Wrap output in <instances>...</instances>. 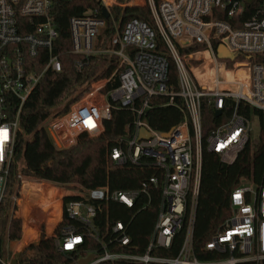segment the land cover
<instances>
[{"label":"built area","instance_id":"obj_1","mask_svg":"<svg viewBox=\"0 0 264 264\" xmlns=\"http://www.w3.org/2000/svg\"><path fill=\"white\" fill-rule=\"evenodd\" d=\"M70 1L0 0V208L8 197L23 109L49 71L62 72L54 50L59 38L56 8ZM97 1L99 7L70 17V52L117 57V67L110 75L89 81L81 97L79 91L57 103L43 127L55 148L65 150L83 136H101L113 110L128 109L134 114L129 132L122 147L113 148L109 156L117 164H145L154 173L138 190L84 189L65 195H80L82 200L65 203V196L57 200L61 193L51 200L42 195L45 182L18 172L17 191L9 196L15 202L10 226L20 221L21 234L12 239L8 232L0 264H19L29 248L48 239L66 257V264H263L264 181L258 184L243 178L233 190L230 216L203 248L212 259L196 256L193 232L204 149L232 165L264 131V64L258 61L264 55V0L242 27H234L232 21L244 13V0H147L155 28L133 18L105 43L107 21L115 22L113 9L122 6L118 0ZM158 37L168 53H157ZM214 40L233 58L219 57ZM193 44L205 49L179 53L178 47ZM171 63L177 70V91L169 84ZM73 66L81 72L84 64L75 60ZM115 81L117 86L112 88ZM154 97H166L164 105L178 107L183 115V121L168 132L157 131L148 122L146 113ZM205 101L221 115L228 102L234 104L228 120L211 129L206 139L202 134ZM241 105L249 115L241 112ZM256 122L259 135L254 140ZM23 184L36 190L31 191L34 199L26 216L19 215L20 208L15 211L26 196L21 193ZM158 191L161 203L152 237L143 253H135L130 249L132 220L103 221L99 210L103 203L114 201L139 211L152 205ZM65 216L72 222L57 231ZM184 226L177 256L155 253L170 249Z\"/></svg>","mask_w":264,"mask_h":264},{"label":"trees","instance_id":"obj_2","mask_svg":"<svg viewBox=\"0 0 264 264\" xmlns=\"http://www.w3.org/2000/svg\"><path fill=\"white\" fill-rule=\"evenodd\" d=\"M263 0H244L245 10L240 18L233 20L234 27H242L243 22L250 19L260 8ZM97 0H72L58 4L56 11V27L59 38L54 45L55 53L63 64L61 73L49 71L38 86L31 99L24 107L20 117V131L14 155V163L9 176L7 195L0 208V225L7 227L9 196L17 191L16 174L22 172L39 181L53 183L65 187L73 193L84 189L108 188L110 192L138 190L144 181L154 173L147 165L117 164L109 156L115 147H122V140L127 133V125L134 119V114L128 109H114L110 120L105 121L103 134L96 138L83 136L73 147L65 150L55 148L53 141L43 124L57 103L78 92L89 81L96 77L110 75L117 67V57L74 55L71 50L69 19L82 15L89 9L99 7ZM115 22L107 21L103 33V41L108 42L117 32L123 30L125 24L133 19H140L151 27L155 24L148 8L127 7L121 10L113 9ZM218 18H225V16ZM119 23V27H115ZM213 47L218 48V42L213 41ZM205 49V45L193 44L182 48L179 53H194ZM157 53H168L165 43L157 38ZM75 60H80L84 67L77 72L73 66ZM264 64V55L258 58ZM169 84L177 91V70L173 63L170 66ZM117 86V81L112 88ZM166 97H154L150 100L151 109L146 113L151 127L160 132H168L172 127L183 121V115L176 106H165ZM178 101V100H177ZM233 103L228 102L227 110L219 117L216 109L207 101L203 105L202 134L206 139L209 131L228 120ZM249 115V110L241 105V112ZM29 136L30 139H25ZM252 178L256 183L264 181V131L260 133L257 145L246 148L232 165L220 161L218 155L203 151L201 179L194 220V250L199 259H212V254L203 251L206 243L230 216L231 194L241 179ZM154 202L145 209L137 211L118 202L103 203L99 217L103 221L128 222L132 220L129 235L132 239L130 249L135 253H143L152 237L155 222L160 210V192L154 195ZM82 200L80 195L65 196L64 202ZM84 199V198H83ZM66 216L60 222L57 231L67 223ZM3 227V229H4ZM3 231V230H2ZM7 231H0V253L3 251ZM10 237L18 239L21 234V223L14 220L11 224ZM185 237V226L178 232L172 247L168 250H158L155 253L166 257L177 256ZM30 264H66V257L59 255L51 239L43 241L39 246L29 248L21 257L20 263ZM239 264H257L241 262ZM264 264V263H263Z\"/></svg>","mask_w":264,"mask_h":264},{"label":"rangeland","instance_id":"obj_3","mask_svg":"<svg viewBox=\"0 0 264 264\" xmlns=\"http://www.w3.org/2000/svg\"><path fill=\"white\" fill-rule=\"evenodd\" d=\"M156 1V0H155ZM118 3L122 6V7H119L121 10H123L124 8H127V7H141V8H148L149 10H150V13H151V17H152V19H153V15H152V12H151V9H150V6H149V4H148V2H147V0H118ZM118 7V6H117ZM117 7H114V8H117ZM153 22H154V20H153ZM115 27H119V23H116V25H115ZM83 90V87H81V88H79L78 89V92L80 91V93H78L79 94V96H78V98L79 97H81V91ZM258 135H259V127H258V123L256 122L255 124H254V134H253V139L254 140H256L257 139V137H258ZM24 138L25 139H30V137L29 136H24ZM257 143L258 142H256L255 143V145H257ZM254 145V146H255ZM44 182L45 181H43V183L42 184H44ZM28 185V184H27ZM51 185H54V187H56L57 188V190L56 189H52V192L54 193V194H52L53 195V197L56 195L57 196V194H59V193H61L62 195L64 194H72V193H70V192H73V191H71V190H66V188L65 187H61V186H57V185H55V184H53V183H50V182H45V184H44V187H45V189H46V187L49 189V188H51L52 186ZM28 191H32V192H36V190H34V189H31V187H26V185L25 184H23L22 185V188H21V193H23L24 192V194L26 195L25 196V198L22 200V202L20 203V205H19V207H18V209H17V207H16V209H15V211L16 210H22V212L21 213H19V215H21V214H23V216H26L27 215V212H29L30 211V207H31V205H32V202L31 201H33V195H31L30 193H28V194H26ZM67 191H69L68 193H66ZM56 193V194H55ZM12 196V195H11ZM60 199V196H58L57 197V200H59ZM9 200V202H8V205H9V207H8V216L6 217V219L8 220L7 221V227L5 226L4 227V225H0V231L1 232H4V230H6L7 231V233L8 232H10V230H11V226H10V219H11V217L13 216V214L15 215V212H14V206H15V202L14 201H12L10 198L8 199ZM20 208V209H19ZM22 216V215H21ZM1 220L3 219L2 217L0 218ZM1 220H0V222H1ZM3 227H4V229H3ZM3 230V231H2ZM6 233V234H7ZM8 235V234H7ZM7 235L5 236V238L3 237V239H4V242H5V239H6V237H7Z\"/></svg>","mask_w":264,"mask_h":264},{"label":"water","instance_id":"obj_4","mask_svg":"<svg viewBox=\"0 0 264 264\" xmlns=\"http://www.w3.org/2000/svg\"><path fill=\"white\" fill-rule=\"evenodd\" d=\"M103 15H104L105 18H107V19L109 18V13L106 10L103 11ZM216 52H217V55L219 57H221V58H233V55H231L230 53H228L227 50L223 46H219L216 49ZM216 115H217V117H219L221 115V111L218 110L216 112ZM143 133H145V132H143ZM84 263H85V261L84 262L83 261L81 262V264H84Z\"/></svg>","mask_w":264,"mask_h":264},{"label":"crops","instance_id":"obj_5","mask_svg":"<svg viewBox=\"0 0 264 264\" xmlns=\"http://www.w3.org/2000/svg\"><path fill=\"white\" fill-rule=\"evenodd\" d=\"M69 191H67L66 193H68ZM28 193H32L31 191H28L26 194H28ZM41 193H42V195H44L46 198H50V200H51V198L53 197V192H52V190H51V188H47L46 187V189H45V187H44V190L42 189V191H41ZM65 195H67V194H65ZM64 194L62 195H60V197L61 196H65ZM59 216H60V214L58 215V218H59Z\"/></svg>","mask_w":264,"mask_h":264},{"label":"bare ground","instance_id":"obj_6","mask_svg":"<svg viewBox=\"0 0 264 264\" xmlns=\"http://www.w3.org/2000/svg\"><path fill=\"white\" fill-rule=\"evenodd\" d=\"M243 73V71H240L238 74H242ZM230 76H231V74H229Z\"/></svg>","mask_w":264,"mask_h":264}]
</instances>
